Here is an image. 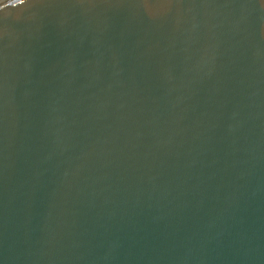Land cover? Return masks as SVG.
Masks as SVG:
<instances>
[{"label":"water","instance_id":"water-1","mask_svg":"<svg viewBox=\"0 0 264 264\" xmlns=\"http://www.w3.org/2000/svg\"><path fill=\"white\" fill-rule=\"evenodd\" d=\"M0 264H264V0H0Z\"/></svg>","mask_w":264,"mask_h":264}]
</instances>
